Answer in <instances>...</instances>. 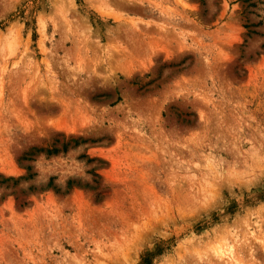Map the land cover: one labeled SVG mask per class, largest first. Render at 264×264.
I'll return each mask as SVG.
<instances>
[{"label": "rangeland", "instance_id": "374dc122", "mask_svg": "<svg viewBox=\"0 0 264 264\" xmlns=\"http://www.w3.org/2000/svg\"><path fill=\"white\" fill-rule=\"evenodd\" d=\"M27 165L0 264H264V0H0V179Z\"/></svg>", "mask_w": 264, "mask_h": 264}, {"label": "trees", "instance_id": "16d2710c", "mask_svg": "<svg viewBox=\"0 0 264 264\" xmlns=\"http://www.w3.org/2000/svg\"><path fill=\"white\" fill-rule=\"evenodd\" d=\"M250 32H251V31H250ZM254 32H255V31H254ZM75 146H78V145H75ZM58 151H59L58 149L54 148V149H52V150H48V151L46 152V154H47L48 156H50L51 154H55V153H57ZM85 156H86V155H85ZM93 160H94V158H92V157H88L87 162H91V161H93ZM26 169H27V174H26V175L21 176V177H19L18 179H15V180H14L12 177L2 178V179H0V184H6V185H9L10 181L12 180V181H13V185H15L16 183H18V182H19L20 180H22V179H24V180L34 179L37 173L32 171V166H31V165H27V166H26ZM54 179H55V177H53V176L50 177L48 183H47L45 186H43L42 189L45 190V189L52 188V189H54L56 192H60V191H61V188H60V187H57V186L55 185V183H54ZM75 182H76L75 180H73V179H69L68 182H67V190L70 189V188L73 186V184H74ZM30 189H31V190H35L36 187H35L34 185H31V186H30ZM144 263H145V264H151L149 254L146 255V257H145V259H144Z\"/></svg>", "mask_w": 264, "mask_h": 264}]
</instances>
